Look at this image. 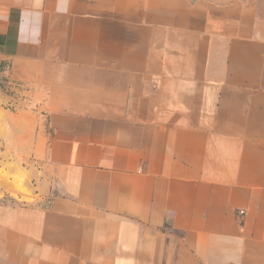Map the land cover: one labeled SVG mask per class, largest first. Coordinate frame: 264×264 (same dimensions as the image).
<instances>
[{"label": "crops", "instance_id": "crops-1", "mask_svg": "<svg viewBox=\"0 0 264 264\" xmlns=\"http://www.w3.org/2000/svg\"><path fill=\"white\" fill-rule=\"evenodd\" d=\"M0 60L50 115L0 264H264V0H0Z\"/></svg>", "mask_w": 264, "mask_h": 264}, {"label": "rangeland", "instance_id": "rangeland-1", "mask_svg": "<svg viewBox=\"0 0 264 264\" xmlns=\"http://www.w3.org/2000/svg\"><path fill=\"white\" fill-rule=\"evenodd\" d=\"M9 70L10 64L0 60V201L34 203L50 115L35 89L11 78Z\"/></svg>", "mask_w": 264, "mask_h": 264}, {"label": "built area", "instance_id": "built-area-1", "mask_svg": "<svg viewBox=\"0 0 264 264\" xmlns=\"http://www.w3.org/2000/svg\"><path fill=\"white\" fill-rule=\"evenodd\" d=\"M239 214H241V215L245 214V210L244 209H240L239 210Z\"/></svg>", "mask_w": 264, "mask_h": 264}, {"label": "bare ground", "instance_id": "bare-ground-1", "mask_svg": "<svg viewBox=\"0 0 264 264\" xmlns=\"http://www.w3.org/2000/svg\"><path fill=\"white\" fill-rule=\"evenodd\" d=\"M17 187H19V186H17ZM21 191H24L22 188L20 189Z\"/></svg>", "mask_w": 264, "mask_h": 264}]
</instances>
